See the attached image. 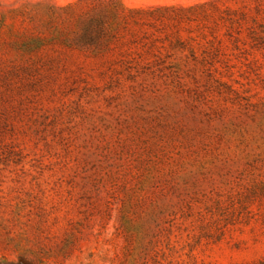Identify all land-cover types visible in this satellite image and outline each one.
<instances>
[{
    "label": "rangeland",
    "instance_id": "obj_1",
    "mask_svg": "<svg viewBox=\"0 0 264 264\" xmlns=\"http://www.w3.org/2000/svg\"><path fill=\"white\" fill-rule=\"evenodd\" d=\"M0 264H264V0H0Z\"/></svg>",
    "mask_w": 264,
    "mask_h": 264
}]
</instances>
